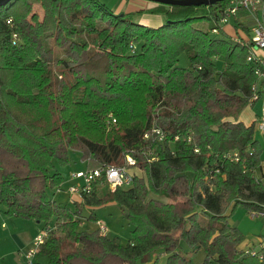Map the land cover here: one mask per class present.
Listing matches in <instances>:
<instances>
[{
  "label": "trees",
  "instance_id": "trees-1",
  "mask_svg": "<svg viewBox=\"0 0 264 264\" xmlns=\"http://www.w3.org/2000/svg\"><path fill=\"white\" fill-rule=\"evenodd\" d=\"M227 2L169 6L156 28L99 0L0 7V212L42 225L31 264H194L199 250L202 264H264L228 223L238 206H264V174L254 125L239 121L258 76L219 23ZM232 23L249 34L248 14ZM74 153L86 169L129 156L143 176L60 205L55 164ZM109 203L130 227L126 243L80 228L85 208Z\"/></svg>",
  "mask_w": 264,
  "mask_h": 264
},
{
  "label": "built area",
  "instance_id": "built-area-1",
  "mask_svg": "<svg viewBox=\"0 0 264 264\" xmlns=\"http://www.w3.org/2000/svg\"><path fill=\"white\" fill-rule=\"evenodd\" d=\"M241 12L248 14L252 21L249 34L242 38L237 36L231 39L241 46H247L246 61L254 66L255 74L258 76V83L252 87L254 91L252 100L255 103L261 100L263 107L254 122V131L264 132V0H228L219 19L222 28L233 26V20ZM211 32L217 33V30L213 29ZM257 51L262 52L263 55H258ZM155 134L158 135V140L162 141V134L159 131H156ZM144 137L148 138V135L145 134ZM228 158L232 161L238 160L236 154L228 156ZM126 163L129 166L135 165L134 160L129 156L126 157ZM70 179L73 181V185L67 189V193L71 203L80 201L83 193H91L96 187H107L114 191L117 188L127 189L132 185V175L128 172L127 166H107L76 171L70 175ZM248 214L251 219H264V206L248 212ZM98 229L103 235L107 233L104 224H100ZM45 238L46 232L42 231L33 240L32 247L19 255L25 264L33 262ZM244 248L259 261H264V239H258L256 245L246 243Z\"/></svg>",
  "mask_w": 264,
  "mask_h": 264
},
{
  "label": "crops",
  "instance_id": "crops-1",
  "mask_svg": "<svg viewBox=\"0 0 264 264\" xmlns=\"http://www.w3.org/2000/svg\"><path fill=\"white\" fill-rule=\"evenodd\" d=\"M39 6L38 5L36 6V10L39 13V15L42 17L43 10ZM110 6L114 14H116L117 12L129 14L134 23L153 27V28L159 27L165 22L166 20L165 11L169 10V6L161 5L148 0H115L114 4ZM223 30L228 36H230V38L232 36H233L232 38L237 36L242 38L246 36L245 32H243L241 29L240 30L234 29L233 26H225L223 27ZM257 54L263 55L262 52L260 51H257ZM256 103L252 106H247L239 117V121H241L246 126L254 125V122L259 114V110H256L255 108ZM254 135H255V139L258 141L262 149L261 172L264 174V132L255 131ZM72 158L74 162L80 161V164H82L85 167L84 170L86 169V163L80 160V155L78 153H74ZM69 180L67 177L62 182L61 185L62 192H67L64 189V185L68 184L69 186V184H71L70 181H72ZM109 207H112L111 209H114L116 207L115 209H117L118 213H120V210L115 203H109L105 205V207L101 206L96 208H85L84 209L85 216L80 222V228L81 229L85 228V230L93 231L96 230L100 224H104L106 226L107 224L105 222L106 219L104 217H100V219H98L99 218L98 212L105 211L106 213V211H109L110 209ZM88 217L93 219L94 221L93 224L95 228L90 229L89 225H87V223H89L88 220H92V219H88ZM228 223L231 227H235L234 224L230 222L229 219H228ZM42 231H43L42 225L34 220L8 217L5 216L3 213L0 214V264H7L6 263L7 257L12 258L14 257V254L16 256L19 251H25L26 249H29V244H31L35 239V237L38 236V234H40ZM107 236L110 235L107 234ZM26 240L28 241L26 242ZM181 246L183 249L186 250V252L190 251V249L184 243H182ZM164 263L165 260L161 259V264Z\"/></svg>",
  "mask_w": 264,
  "mask_h": 264
},
{
  "label": "rangeland",
  "instance_id": "rangeland-1",
  "mask_svg": "<svg viewBox=\"0 0 264 264\" xmlns=\"http://www.w3.org/2000/svg\"><path fill=\"white\" fill-rule=\"evenodd\" d=\"M106 8L111 10L112 4H114L115 0H99ZM112 11V10H111ZM116 14H119L118 12ZM251 25V23H250ZM234 29H236L234 27ZM239 29V28H238ZM240 30V29H239ZM241 32V31H240ZM236 36V35H234ZM230 37V36H229ZM233 37V36H232ZM231 37V38H232ZM222 63V61H221ZM220 63V64H221ZM178 65L180 67H187L188 66V59L185 54H182L181 57L179 58V63ZM263 103L261 100L257 101L256 103V110H259V114L262 110ZM108 132V130H106ZM262 151V149H261ZM262 155V152H261ZM125 167L127 166L128 172L131 173H136L137 175L143 176V174L136 168L135 166H129L126 161H125ZM56 169L62 174L63 176V181L68 177V180L70 179V175L73 172H76L78 170L83 171L84 166L80 164L79 162H74L73 158L72 161L65 166H60L58 164H55ZM71 180V179H70ZM69 180V181H70ZM71 184L64 185V189L67 191V189L73 185V181H70ZM68 182V183H70ZM50 196L53 197L55 202L60 205H65L69 204V196L67 192H62V191H57L54 190L53 192H50ZM158 199L162 200L163 202H168L169 200L165 197H158ZM105 207V206H104ZM109 211H99L98 215L100 217H104L106 220V228H107V234L110 235V237H119L122 243H126L129 238H130V227L128 223L125 221V219L118 213L117 209H111L112 207H109ZM0 214H2L0 212ZM103 218V219H104ZM230 222L234 224V226L239 230L241 235L243 236V243H251L255 244L258 239H264V219H251L249 217L248 211L243 207V206H238L235 211L232 213V215L229 217ZM90 229L95 228L93 224V219L88 220ZM85 229V228H83ZM82 229V230H83ZM28 240H26L27 242ZM31 243V242H30ZM32 247V243L29 244V249ZM26 249L25 251L29 250ZM25 251H19L18 254L12 258L6 259L7 264H25L24 260L22 259L21 256H19L22 252ZM204 258V252L203 250H199L195 253V255L192 256V261L194 264H202Z\"/></svg>",
  "mask_w": 264,
  "mask_h": 264
},
{
  "label": "water",
  "instance_id": "water-1",
  "mask_svg": "<svg viewBox=\"0 0 264 264\" xmlns=\"http://www.w3.org/2000/svg\"><path fill=\"white\" fill-rule=\"evenodd\" d=\"M10 0H0V7L5 5ZM151 2H155L161 5L166 6H179V7H189V6H209L214 5L218 2L225 1V0H148Z\"/></svg>",
  "mask_w": 264,
  "mask_h": 264
}]
</instances>
